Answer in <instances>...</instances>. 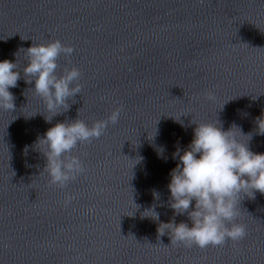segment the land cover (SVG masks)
<instances>
[{
  "label": "water",
  "instance_id": "95a60500",
  "mask_svg": "<svg viewBox=\"0 0 264 264\" xmlns=\"http://www.w3.org/2000/svg\"><path fill=\"white\" fill-rule=\"evenodd\" d=\"M56 40L73 49L57 74L81 73L68 111L46 123L22 72L9 89L14 108L0 110V264H264L259 193L238 202L247 233L238 242L200 249L157 232L159 223L191 226L167 203L173 153L191 142V121L235 124L251 134L247 142L233 129L250 151L264 153L255 123L264 112V0H0V61L22 70L25 50ZM116 109V124L70 153L85 171L63 188L50 184L38 138L76 119L91 127ZM153 205L155 222L142 216Z\"/></svg>",
  "mask_w": 264,
  "mask_h": 264
},
{
  "label": "clouds",
  "instance_id": "9594fccd",
  "mask_svg": "<svg viewBox=\"0 0 264 264\" xmlns=\"http://www.w3.org/2000/svg\"><path fill=\"white\" fill-rule=\"evenodd\" d=\"M25 52L27 61L22 70L17 69L16 62L0 61V110L14 108V97L9 89L17 86L22 72L25 83L33 84L30 91L44 104L47 123L68 111L67 101L80 94L81 73L73 67L57 74L58 58L61 55L69 57L73 52L71 47L58 40L33 44ZM207 99L214 97L209 94ZM120 111L114 110L107 120L97 121L91 127L80 119L57 123L38 138L34 149L44 157L42 172L48 176L50 184L63 188L85 171L81 160L70 153L78 144L102 136L109 124L118 122ZM175 120L180 122L179 118ZM191 123L196 125L191 142L182 154L179 148L173 153L179 162L169 173L167 185L168 207L174 215L187 213L191 226L174 221L159 223L158 236L167 232L170 243L200 249L222 246L228 240L238 242L247 234L246 226L236 222L238 202L243 196L255 199L256 193L264 195V153L250 151L247 142L251 140V134L241 133L235 124L230 130L223 131L217 121ZM255 123L256 134L264 135V112ZM233 129L238 130L239 137H247V142H242ZM157 132L154 127L151 136L148 133V139H154ZM164 151L163 146L156 148L158 158H163ZM27 152L28 146H25L23 154L26 156ZM152 195L154 200H159L157 190L153 189ZM155 209V205L151 206L142 216L159 221Z\"/></svg>",
  "mask_w": 264,
  "mask_h": 264
}]
</instances>
